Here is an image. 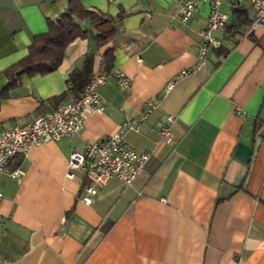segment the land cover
<instances>
[{
  "label": "crops",
  "instance_id": "obj_1",
  "mask_svg": "<svg viewBox=\"0 0 264 264\" xmlns=\"http://www.w3.org/2000/svg\"><path fill=\"white\" fill-rule=\"evenodd\" d=\"M81 1L122 15L113 40L96 49L91 38H78L57 71L23 76L0 100V129L56 108L49 100L68 90V75L92 50L93 75L106 77L98 89L105 109H89L75 136L33 147L13 166L18 176L0 175V264H264V28H234L226 2L229 25L214 36L228 54L210 50L200 65L207 3L183 25L178 0ZM67 7L68 0H0V92L1 74L28 56L35 37ZM239 8L255 19L247 2ZM119 71L128 87L113 76ZM183 71L191 73L179 78ZM150 104L156 112L125 136L152 154L145 169L128 188L111 180L86 205L85 187L94 183L81 171L67 177L72 151L115 134ZM168 116L176 118L172 143L160 135Z\"/></svg>",
  "mask_w": 264,
  "mask_h": 264
},
{
  "label": "built area",
  "instance_id": "obj_2",
  "mask_svg": "<svg viewBox=\"0 0 264 264\" xmlns=\"http://www.w3.org/2000/svg\"><path fill=\"white\" fill-rule=\"evenodd\" d=\"M181 4L176 17L183 25L188 24L199 11L200 3L209 5V17L206 27L200 33L199 60L204 65L210 50L222 48V42L214 34L224 32L230 22V16L222 11L228 2L231 6H242L248 3L255 13L250 25V32L264 28V0H178ZM183 71L179 78L189 75ZM113 76L123 87L130 85V79L123 72H115ZM106 81L105 76L94 74L79 98L64 102L56 108L39 115L26 125L11 124L0 129V175L18 176L13 166L19 158L26 157L33 147L49 142H57L63 138H71L84 127L89 116L88 110L103 112L104 104L98 89ZM172 87L168 85L167 90ZM156 105H147L145 111L136 119L126 121L118 132L106 138L86 143L83 151H72L67 177L72 179L73 171H81L94 185L85 187L82 201L92 205L98 195V188L107 185L111 180L120 181L125 187H131L145 169L151 153H142L134 149L125 139L130 131H139L156 112ZM176 118L168 116L161 128V141L175 142L174 125ZM3 197L0 193V199Z\"/></svg>",
  "mask_w": 264,
  "mask_h": 264
},
{
  "label": "trees",
  "instance_id": "obj_3",
  "mask_svg": "<svg viewBox=\"0 0 264 264\" xmlns=\"http://www.w3.org/2000/svg\"><path fill=\"white\" fill-rule=\"evenodd\" d=\"M232 14L236 18L235 27H249L252 21L246 9L232 6ZM122 18L120 15L117 19ZM117 19L100 11L86 9L81 0H68L66 11L56 21H48V31L35 37L29 47V54L17 64L6 69L1 76L6 80L4 89L0 92V100L8 98L11 90L22 84L23 76H45L57 71L63 62L67 47L78 38H91L96 49L108 45L114 38ZM76 20L88 21L95 32L84 30ZM219 54L226 56L228 50L220 48ZM96 50L87 53L83 67L75 69L67 78L68 90L49 101L59 106L66 99L79 98L89 83L94 71ZM106 71H111L114 63V53L110 49L104 56Z\"/></svg>",
  "mask_w": 264,
  "mask_h": 264
}]
</instances>
